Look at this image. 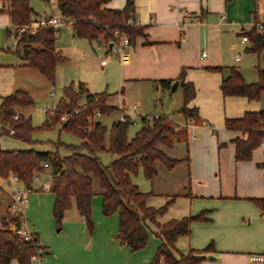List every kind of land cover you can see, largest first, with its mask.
Segmentation results:
<instances>
[{"label": "crops", "instance_id": "obj_1", "mask_svg": "<svg viewBox=\"0 0 264 264\" xmlns=\"http://www.w3.org/2000/svg\"><path fill=\"white\" fill-rule=\"evenodd\" d=\"M132 1L135 5L132 24L142 28V33L129 46L126 60L114 58L118 60L121 73V88L115 94L118 102L119 97H123L129 108L134 99L133 91H137L136 100L141 105V90L145 86H150L153 94H172L174 92L170 90L156 89L155 84L168 80L173 85L182 71H185V82L192 83L196 89L195 99L190 106L196 107L199 112V117L195 120L174 121L176 125L193 133L191 140L187 141L186 157L178 159L182 161L179 165L186 166L183 175L186 181L182 183L184 192L175 193V188L167 192L162 186L160 189L162 187L164 192H155L153 188L159 183L153 180L152 190L148 192L152 196L146 204L158 209L178 196L166 213L156 217L161 225L206 212L205 217L210 222L192 223L190 235L177 239L175 246L179 253L185 255L190 251L202 252L213 243V249L203 253L201 264H248L250 254L264 253V213L247 200L264 198V168L259 167V164H263V159L255 157L254 151L251 161L236 162L235 145L232 141L243 137V134L228 131L224 123L226 119L241 118L246 112L259 111L260 101L224 97L220 84L229 76V69L236 68L242 62L240 51L245 53L250 45L244 33L251 29L252 18L263 22L264 0ZM125 3L126 0H108L106 8L121 10ZM54 6L57 7L56 2ZM33 9V22L45 16H56L40 14ZM58 13L57 16L60 15L59 11ZM11 28L9 2L0 0V106L5 97L17 91H25L20 88L17 72H39L30 68L28 62L7 51L12 47L8 38ZM58 29L59 35L60 28ZM93 44L105 55L108 53L110 43L98 39L90 43L91 46ZM56 49L59 50L57 47ZM203 53L206 54L205 57L202 56ZM237 55L240 56L239 61L236 60ZM110 59L112 58L101 66H107ZM218 68L221 70H215ZM84 86L90 94H100L85 84ZM108 95L107 105L115 107L109 104L112 94ZM84 102L85 99L82 98L80 105ZM26 109H21L20 114L29 119L23 112ZM163 109L165 110L164 104ZM178 113L183 117L180 110ZM154 115L164 116L171 121L169 112ZM213 123H216V130H212L210 134ZM28 148L48 152L43 143L27 144L26 149ZM41 180L45 182L43 177ZM40 184L34 186L30 203L32 196L40 195V200L43 201L45 195L49 194V203L46 201L44 211L47 213L50 204L53 213L55 197L50 192L41 194ZM6 185L11 187L15 184L9 182ZM226 189L229 192L226 193ZM189 192L191 197L186 196ZM1 197L8 198L9 210L12 203L11 191L0 187ZM30 203L23 227L31 235L38 237L40 246L44 248L43 254H46L45 257L38 256L36 264H151L161 244L160 238L155 234L158 230L151 224L144 249L131 252L127 246L122 245L117 239L118 213L104 216L101 196L92 201V232L88 231L83 219L72 209L66 213V221L59 229L61 236L53 235V225L49 223L46 233L48 238L41 240L37 233L40 231L38 224L33 226L29 220L33 211ZM12 264L19 262L13 261Z\"/></svg>", "mask_w": 264, "mask_h": 264}, {"label": "trees", "instance_id": "obj_2", "mask_svg": "<svg viewBox=\"0 0 264 264\" xmlns=\"http://www.w3.org/2000/svg\"><path fill=\"white\" fill-rule=\"evenodd\" d=\"M32 0H8L12 28L8 38L17 42L14 48L7 51L23 61L30 68L36 69L50 82L54 83L56 67L66 58L56 49L58 29L52 27L39 28L36 33H19V28L33 23L34 9ZM49 1V0H42ZM60 15L72 21L73 33L77 38L94 42L102 39L109 44L113 33L118 31L127 36L130 45L141 35L142 28L132 23L135 5L126 0L121 10L106 8L108 0H55ZM258 21L254 18L253 25L244 35L249 40L245 53L264 56V31L257 28ZM221 70V69H215ZM183 90L184 101L180 113L185 120L199 117L196 107L190 106L195 99L196 89L192 83L185 82V71L178 79ZM172 82L163 80L155 84V88L170 90ZM220 91L224 97H243L248 101H260L264 95V70L258 71V82L248 84L237 68L229 69V76L222 80ZM110 95L106 93L90 94L84 84H79L75 91L70 85L64 89V96L55 107L52 116H48L40 129L51 128L56 123L62 125L61 131L79 137V146L67 147L68 156H60L57 151L38 152L34 149L5 151L0 149V179L12 182L18 177L27 189H34V176L48 174L51 190L55 197L53 217L60 229L65 215L75 209L83 219L89 232L93 231L92 201L94 197L102 198V214L111 216L118 213V241L127 246L131 252L145 248L149 238L150 225L158 230L155 234L161 244L151 264H201L203 253L213 249L210 243L202 252L181 254L176 249L179 237L189 236L194 222H210L206 212L197 216H189L181 220H172L163 225L156 217L163 215L178 196L161 208L147 206L146 202L152 193H142L132 182V176L140 171L152 182L158 176V166L167 171L174 170L182 161L170 158L165 148H171L174 141L168 134L174 133V127L164 116L155 115L141 118L142 127L129 138L131 120L116 121L110 127L94 120L95 112L107 116L117 110L107 105ZM85 102L80 105V100ZM35 105L33 97L25 91H17L5 97L0 106L1 134L9 135L28 145L37 144L34 135L37 132L32 120L20 114L21 109ZM64 118V119H63ZM225 128L230 132H241L243 137L235 138L236 162H249L253 152L264 141V110L246 112L241 118L226 119ZM101 154L115 155L117 158L104 165ZM187 160V159H186ZM48 165V169L45 168ZM264 168V163L259 167ZM186 196L191 197L189 192ZM264 213V198L247 199ZM9 223L19 224L18 215L7 210L0 218V264H36L33 258L42 256L44 248L39 239L33 236L26 240L10 229Z\"/></svg>", "mask_w": 264, "mask_h": 264}, {"label": "rangeland", "instance_id": "obj_3", "mask_svg": "<svg viewBox=\"0 0 264 264\" xmlns=\"http://www.w3.org/2000/svg\"><path fill=\"white\" fill-rule=\"evenodd\" d=\"M55 0L42 1V0H32L31 5L40 14L46 13L47 15H58L57 7L54 6ZM132 24V23H131ZM59 31V29H58ZM15 39H10V46L14 48ZM56 47L62 51L63 56L66 61L60 63L56 67L55 81L50 82L45 76L39 72H26L27 70L17 72V79L19 80L20 88L28 91L35 101L33 107L27 108L23 111L28 117L31 118L32 124L37 128V132L34 135V140L37 143H43L44 146L48 148V151H57L60 156L70 155V151L67 147L69 146H79L82 140L72 134L62 132V125L56 123L51 128L40 129L47 116H52L55 111V107L64 96V89L72 85L74 90L78 89L79 83L83 82L88 88L95 92H107L112 94L109 104H113L115 107L118 105V97L115 95L120 91L121 83V73L120 67L117 59H110L107 66L102 67V60H106L107 56L103 51L98 50L97 46L81 38L74 37L73 27L71 24L64 25L60 27L59 35H57ZM242 53V62L237 64L236 68L241 72L246 83H257L258 82V71L264 70V56L256 54H246ZM120 86V87H119ZM132 97H134L132 104L129 105V111L131 114L132 125L130 126L128 136L132 138L136 132H138L142 127L141 118L146 116H151L154 114H159L160 112H169L170 123L174 127V133L168 134V137L174 141V145L171 148H165L164 151L170 158L181 159L186 157V152L188 148V142L190 141L193 133L189 130H184L182 126L176 125L174 121L183 122L184 118L179 116L178 110L182 108L184 95L181 87L176 89L172 94L162 95L161 92L153 94L151 92L150 86H145L141 90V100L142 104L137 103V91H133ZM170 97V98H168ZM156 99V100H155ZM169 99V100H168ZM154 100L156 101V109L154 106ZM108 103V100H107ZM163 104L164 108L163 109ZM259 111L264 110V95L260 99ZM136 105L139 108L138 113H133L132 106ZM141 106V107H140ZM122 114L119 111L111 112L107 116H96L95 121L101 122L102 124L110 127L113 122L119 121ZM216 123H213V128L210 129V134L212 130H216ZM27 148V144L20 142L9 135L1 134V124H0V149L5 151H15L24 150ZM30 149V148H28ZM255 157L263 159L264 163V149L260 146L255 150ZM117 157L111 154H101L100 159L104 165H108L114 161ZM185 167L178 165L174 170L167 171L164 166H158L159 175L154 179L159 184L154 187L153 190L163 191L162 187L166 188L169 192L175 188V193L184 192L182 189V183H185L184 173ZM50 181L48 174H40V183L43 181ZM132 182L139 187L140 192L148 193L152 190L151 182L148 181L143 173L137 176H132ZM42 181V182H41ZM38 184V183H36ZM35 184V185H36ZM160 186L161 189H160ZM0 187L13 193L16 186L8 187L6 183L0 179ZM225 192H229L228 189ZM232 192V191H231ZM234 192V189H233ZM240 192V191H239ZM242 192V191H241ZM41 194L43 192H40ZM37 193V194H40ZM44 197V196H43ZM49 194L45 195L43 201L40 200L39 196H32L30 206L33 211L29 215V220L31 224H38L40 231H37L41 240H44L46 233L49 230L48 224H52L53 235L55 237L61 236L59 229L57 228L56 222L53 217L52 208L49 204V209L47 213L44 211L46 208V201ZM2 198V197H1ZM0 198V199H1ZM97 198L94 197V200ZM30 199V198H29ZM9 200L4 197L0 201V218L5 216L6 210L8 208ZM29 207V204L26 207ZM29 211V210H28ZM66 221L64 219L63 223ZM61 225V226H62ZM52 232V231H51ZM53 244V243H50ZM45 257L46 254H42Z\"/></svg>", "mask_w": 264, "mask_h": 264}, {"label": "built area", "instance_id": "obj_4", "mask_svg": "<svg viewBox=\"0 0 264 264\" xmlns=\"http://www.w3.org/2000/svg\"><path fill=\"white\" fill-rule=\"evenodd\" d=\"M254 22V18H252ZM72 24V21L69 18L59 16H45L40 18V20L33 22L30 25L23 26L19 28V33H36L39 28L45 27H52L55 29L60 28L61 26ZM257 28L260 32L264 31V17L263 22H258ZM17 42L15 41L14 47L16 46ZM130 41L127 36L121 35L118 31L113 33V40L110 42V48L108 53L106 54V60L101 62L102 65L106 64L107 59L119 57L122 61L126 60L127 58V50L129 49ZM203 57L206 56L205 53L202 54ZM236 60H240V56H236ZM117 111H119L122 116L119 119L121 122H125L127 120H131V114L129 108L126 107L125 101L123 97H119L118 105L116 106ZM133 113H137L138 107L136 105L132 106ZM100 117V112H95V117ZM158 117V115H155ZM48 118V116H47ZM64 119V118H63ZM132 121V120H131ZM261 147L264 149V141L261 143ZM45 168L48 169V165H45ZM12 183L15 184L16 188L12 193V203L10 206V210L12 214L18 215L20 219V227L18 224L9 223V227L11 230L16 232L21 237L25 238L26 240L32 239L33 235H31L26 229L23 227L24 217L26 214V207L29 204L30 194L33 192L34 189H27L19 180L18 177H13ZM34 183H40V174L34 176ZM51 190V183L50 181L43 182L40 184V191L44 193H48ZM38 258L34 257L33 262H35ZM248 264H264V253H253L248 256Z\"/></svg>", "mask_w": 264, "mask_h": 264}, {"label": "water", "instance_id": "obj_5", "mask_svg": "<svg viewBox=\"0 0 264 264\" xmlns=\"http://www.w3.org/2000/svg\"><path fill=\"white\" fill-rule=\"evenodd\" d=\"M263 34H264V33H263ZM178 85H179V82L176 81V82L172 85L170 91H171V92H174V91L178 88ZM10 184H11V183H10ZM18 227H20V224H18Z\"/></svg>", "mask_w": 264, "mask_h": 264}]
</instances>
